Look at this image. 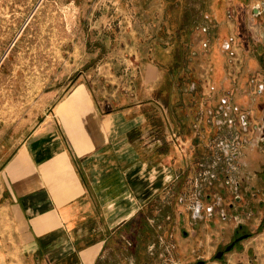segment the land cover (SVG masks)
<instances>
[{
	"label": "crops",
	"instance_id": "obj_1",
	"mask_svg": "<svg viewBox=\"0 0 264 264\" xmlns=\"http://www.w3.org/2000/svg\"><path fill=\"white\" fill-rule=\"evenodd\" d=\"M173 1V9H161L154 40L147 44L144 37L136 45L146 54L130 59L135 66L129 77L78 83L21 138L10 143L14 131L5 138L0 264H147L152 222L162 228L169 222L182 254L173 264H222L210 260L215 250L237 229L259 227L264 34L253 29L262 38L254 48L235 21L248 0ZM231 5L239 12L233 19ZM232 137L241 142L233 157L237 193L219 170L204 185L203 200L219 195L225 212L195 218L178 197L216 155L214 140ZM179 142L188 148L185 154ZM165 215L171 220L163 221ZM254 238L245 252L232 251L231 264H249ZM253 260L264 264L256 251Z\"/></svg>",
	"mask_w": 264,
	"mask_h": 264
},
{
	"label": "rangeland",
	"instance_id": "obj_2",
	"mask_svg": "<svg viewBox=\"0 0 264 264\" xmlns=\"http://www.w3.org/2000/svg\"><path fill=\"white\" fill-rule=\"evenodd\" d=\"M162 1L0 0V159L4 156L3 144L9 145L5 138L12 135L10 131H14L10 142L13 143L36 125L56 100L76 84L106 83L113 74L129 77L135 66L130 59L137 61L140 55L146 54L136 45L144 37L146 40L143 41L150 44L155 37L161 9L175 7L173 0ZM262 2L264 0H248L242 10L244 16L240 11L243 18H235L237 25L241 24L248 33V40L254 48L262 38L254 36L253 29L259 35L264 34V13L254 15L251 6L258 3L264 8ZM236 13L239 12L231 5L229 18L233 19ZM243 123L245 125V120ZM260 139L264 141V135ZM240 143L237 137L214 140L216 155L199 166L196 175L190 179L191 190L178 197L179 201L185 202L193 217L202 213L212 217L224 214L222 198L212 195V199L205 202L203 187L215 180L221 170L227 174L226 184L230 192L236 195L238 187L233 157ZM178 149L182 154L188 150L187 147ZM175 177L165 181L166 188ZM169 218L165 215L163 221H170ZM146 223L150 225L149 221ZM151 224L157 231L155 234L153 228L148 230L151 238H145L148 241L145 262L173 264L171 260L182 258L181 249L172 241L169 222L163 228L160 222L159 227L154 222ZM253 237L248 262L255 264V251L264 256V219L256 230L237 229L226 244L215 250L210 260L231 264L232 251L245 252L246 241ZM155 238L158 243H154ZM229 244L232 246L226 250ZM181 246L186 247V243ZM219 251L221 256L216 257ZM193 264H198V260Z\"/></svg>",
	"mask_w": 264,
	"mask_h": 264
},
{
	"label": "water",
	"instance_id": "obj_3",
	"mask_svg": "<svg viewBox=\"0 0 264 264\" xmlns=\"http://www.w3.org/2000/svg\"><path fill=\"white\" fill-rule=\"evenodd\" d=\"M261 5L264 7V2L261 3ZM260 12V4H255L252 6V13L254 15H257L258 13ZM232 244H229L226 246V250H228L229 248H231ZM221 256V251H219L217 254H216V257H220Z\"/></svg>",
	"mask_w": 264,
	"mask_h": 264
},
{
	"label": "built area",
	"instance_id": "obj_4",
	"mask_svg": "<svg viewBox=\"0 0 264 264\" xmlns=\"http://www.w3.org/2000/svg\"><path fill=\"white\" fill-rule=\"evenodd\" d=\"M178 146L180 149H183L184 147H186L184 142H179Z\"/></svg>",
	"mask_w": 264,
	"mask_h": 264
},
{
	"label": "flooded vegetation",
	"instance_id": "obj_5",
	"mask_svg": "<svg viewBox=\"0 0 264 264\" xmlns=\"http://www.w3.org/2000/svg\"><path fill=\"white\" fill-rule=\"evenodd\" d=\"M198 262H199L200 264H202L203 261H202V260H199Z\"/></svg>",
	"mask_w": 264,
	"mask_h": 264
}]
</instances>
